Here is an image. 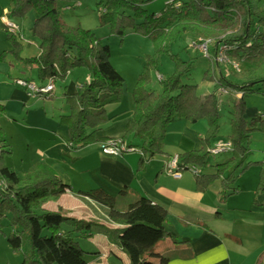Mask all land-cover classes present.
I'll use <instances>...</instances> for the list:
<instances>
[{
  "label": "trees",
  "instance_id": "16d2710c",
  "mask_svg": "<svg viewBox=\"0 0 264 264\" xmlns=\"http://www.w3.org/2000/svg\"><path fill=\"white\" fill-rule=\"evenodd\" d=\"M7 15L20 22L28 11H33L34 20L30 33L40 39V54L24 58L27 63L38 65L42 81L50 78L65 79L70 69L86 66L91 79L80 89L67 94L71 103L70 113L60 122L68 126L70 146L82 148L95 140V134L108 120L106 105L122 100L124 76L111 62L109 44L103 43L88 28L70 26L64 22L57 7V0H11ZM153 0H100L105 12L102 23H109L112 31L121 36L131 28L148 35L155 47L149 55L145 71L139 79L134 94L135 109L126 124L123 138H142V165L156 153L164 151L166 134L176 118L191 123L206 120L207 130L203 146L198 150L179 153V167L199 168L196 174L200 184L221 182V199L225 200L238 190L235 185L240 174L249 165L262 163V172L257 193L264 191V158L249 160L251 135L264 128V111L246 118L247 96L264 84V0H166L160 12L149 11L145 5ZM0 28L6 30L0 20ZM195 34L193 44L209 39V58L213 75L206 77L215 81V91L200 94L198 85L183 83L190 72L191 61L171 53V44L185 33ZM13 44L11 51L0 54V60L21 45L17 36L7 32ZM231 61H237L240 70L229 63L215 60L221 47ZM168 53L176 62V70L161 80L163 89L156 94L144 85L151 68L158 70L159 58ZM23 59V58H22ZM225 64L230 65L229 68ZM227 68V69H226ZM56 82V81H55ZM224 89L225 91H222ZM216 92L233 93L234 116L231 134L232 157L228 161L211 164L207 159L213 140L221 128V111ZM0 103V118L5 114ZM216 142V141H215ZM128 145L134 146L131 142ZM6 142L5 130L0 123V232L4 219H9L11 231L7 240L14 251H21L23 258L14 264H91L87 252L81 247L78 237H88L95 232L105 233L128 254L131 264H157L150 257H157L159 264L167 258L155 251L156 244L166 236H173L165 228L167 210L140 196L125 209L117 206V197L102 188L75 191L64 183L60 172L51 163L37 160L23 175L4 163L6 154H11ZM210 166L213 173H207ZM67 189L88 197L106 209L114 226L96 223L65 214L61 209L49 210L45 204L58 199ZM25 243L29 249L23 250ZM8 264V263H1Z\"/></svg>",
  "mask_w": 264,
  "mask_h": 264
},
{
  "label": "crops",
  "instance_id": "0c3cea01",
  "mask_svg": "<svg viewBox=\"0 0 264 264\" xmlns=\"http://www.w3.org/2000/svg\"><path fill=\"white\" fill-rule=\"evenodd\" d=\"M11 5V0H0V20ZM2 29L0 28V54L13 48L5 29L6 41L2 40ZM22 33L24 39L39 40V44L41 43L38 37L25 33L23 28ZM25 66L30 68L28 72L35 70L38 74L37 64L27 63ZM11 73L12 69H7V76L16 86H19L15 83L16 78L35 81L32 76ZM4 76V73H0L1 80ZM86 77V81L75 82L73 90L69 93L66 90L64 93L77 92L83 84L90 81L91 74ZM4 80L2 81L6 84ZM47 81L40 80V84ZM11 87L14 88L13 93H10L11 97H23V105L26 107L29 91L19 86L27 95L22 90L12 85ZM0 97H3L1 92ZM4 101L5 99L0 98V103L6 108ZM123 102L122 99L106 105L108 120L96 132L94 141L78 149H72L68 126L60 122L62 116L67 114L57 117L55 111L49 114L47 110L35 109L37 113L34 117L27 115L29 125L26 127L25 138L34 145L37 158L24 162L23 173L38 159L57 167L64 183L72 186L75 191L102 188L116 196L120 209H125L140 196L149 198L168 213L165 228L173 236H166L155 246V251L167 258L166 264H264V191L257 193L263 164L249 165L235 183L238 186L237 192L225 200L221 199L219 179L203 190L206 184H200L197 176L189 171H184L180 178L172 176L165 167L167 159L174 154L201 149L207 130V122L201 123L203 121L200 120L191 123L184 118H176L170 124L164 151L154 155L145 165L141 163L143 152L138 147L139 143L134 142L135 139L128 138L126 141L131 142L136 150L121 155L105 154L100 148L101 142L111 137H123L126 124L134 114V105L129 107L123 105ZM31 108L33 107L27 108L28 113ZM215 140L221 141L217 138ZM231 157L232 153L221 162L228 161ZM263 158L264 152L262 158L249 160L261 161ZM214 171L215 169L206 170L207 173ZM96 204L99 205L88 197L67 189L58 199L47 202L45 207L49 210L61 209L67 215L91 220L88 209ZM111 223L107 224L114 226ZM94 235L98 236L97 252L89 258L91 264H131L127 252L105 233L95 232L88 237ZM149 259L160 263L157 257Z\"/></svg>",
  "mask_w": 264,
  "mask_h": 264
},
{
  "label": "rangeland",
  "instance_id": "374dc122",
  "mask_svg": "<svg viewBox=\"0 0 264 264\" xmlns=\"http://www.w3.org/2000/svg\"><path fill=\"white\" fill-rule=\"evenodd\" d=\"M99 1L100 0H57V7L60 10L65 23L70 26H81L91 29L103 43L109 44L111 49V62L125 78V82L122 86L123 105H128L129 107L134 105L135 108L133 92L139 83L140 76L145 71L148 56L153 55L155 52L154 43L148 35L136 32L131 28H127L125 30L124 36L113 32L109 23L101 22V16L105 12V9L103 4ZM165 5L166 0H153L148 2L145 7L149 11L160 12ZM33 20V11H28L26 15L20 19V23H22V28L25 33H30ZM4 31L5 30L3 29L1 30L4 34V38H2V40L6 41ZM195 37L197 36L191 32L185 33L182 37L176 39L171 44V53L178 54V56L183 60L191 61L190 72L183 76L182 82L197 84L198 93L206 94L215 91L216 88L215 81L206 77V73L208 71L210 75L214 74L212 69L213 60L211 61L210 58L203 53L199 46L193 45ZM17 39L21 43L19 48L16 50L17 54L11 52L5 57V59L0 60V73H4L5 80H2L6 82L5 84L0 78V92L3 94V97L0 98L5 99L4 103L6 105V112L0 118V123L5 130V138L7 142H9L12 149V153L6 154L3 161L8 166L16 170L20 175H23V170L25 168L24 162L26 161V163H28L31 158H37L34 145L27 142L25 138L27 136L26 127L29 125L27 115L29 117H34L37 113L35 109L47 110L49 114L52 111H55V115L57 117H61V114H68L71 110V103L68 102L67 96L64 92L67 90L69 93L73 90L75 82L86 81V76L91 73L86 66H75L69 70L65 79H56V92L53 91L44 98L37 95L31 96L30 94L29 96L25 90H22L19 86L11 83L12 80L7 76V69H12V75L32 76L35 82L40 84L41 78L37 74V71L33 70L32 73L28 72L30 68L25 66L27 62L24 60V58L38 56L40 54V44L39 40L34 41V39H22L20 37ZM199 39L203 40V37H200ZM10 43L12 44L11 41ZM12 49L5 51H11ZM225 66L229 68L230 65L225 64ZM175 70L176 62L172 56L168 53H163L159 58L158 70L154 68L149 70L147 75L148 81L144 86L153 90L156 94L161 93L163 83L158 80L157 73H160L164 78H167L169 75L174 73ZM11 85L16 87V89L22 90L28 95V98L26 99L28 102L26 107L23 105V97H11L14 89ZM6 92L8 94H5ZM216 97L219 101H222L220 104V111L222 114L221 128L216 138L224 141L231 134V120L234 116L233 103L235 95L233 93L227 94L216 92ZM247 105L248 107L245 115L247 119H251L255 113L264 111V84L260 85L256 92L250 93L247 96ZM30 106L33 108H31L28 113L27 108ZM202 121L203 122L201 123L206 122V120ZM129 138L135 139L136 141L134 142H138V147H141L143 142L142 138H133L131 136ZM215 139L212 144L215 143ZM249 148L250 151H252L249 155V159L263 157L264 128L263 130H256L252 133ZM231 153V151L220 154L209 153L207 160L211 164L219 163L231 156ZM159 154L160 153H156L155 155L157 156ZM26 157H28V159ZM214 169L215 167L213 166L207 168L208 171H212ZM88 210L92 221L96 223H103L104 225L110 227V225L107 224L110 222V219L108 218L107 212L104 208L96 204L91 205ZM3 223V230L0 232V262L8 264L18 263L23 258L22 252L14 251L7 240V235L11 231L9 219H4ZM97 237V235H94L92 237L80 236L77 238L81 247L87 252L88 258H91V256L97 252ZM28 249L29 245L28 243H25L23 250L27 251Z\"/></svg>",
  "mask_w": 264,
  "mask_h": 264
},
{
  "label": "built area",
  "instance_id": "2783aa9c",
  "mask_svg": "<svg viewBox=\"0 0 264 264\" xmlns=\"http://www.w3.org/2000/svg\"><path fill=\"white\" fill-rule=\"evenodd\" d=\"M1 22L4 24L6 31L14 36L20 37L24 39L23 33H22V25L20 22H18L15 19H12L9 17L6 13L2 16ZM209 39H203L199 44H193L194 46H199L203 53L206 56H209V50H208V43ZM214 60V57L213 59ZM215 60L219 63H229L232 65L233 68L240 70V65L237 61H231L228 58V55L226 53V48L221 47L219 49L218 55L215 58ZM157 78L159 81L163 80L164 77L162 74L157 73ZM55 78H50L47 83H41L38 84L33 80H28L25 78H16L15 83L26 90L29 91L31 95H37L40 97H47L48 94L53 92L55 90ZM222 91H225L222 89ZM101 148L102 152L108 155H121L128 151H134L137 148L134 146L128 145V142L123 137H111L103 140L101 142ZM233 150V142L230 139H226L224 141H216L212 146L208 149L209 153L211 154H220L227 151ZM166 170L169 174L176 178L182 177V173L184 170H181L179 167V154L171 155L165 164ZM188 171L192 172L194 175L199 173V168L195 165L187 166L186 167ZM186 171V170H185Z\"/></svg>",
  "mask_w": 264,
  "mask_h": 264
}]
</instances>
